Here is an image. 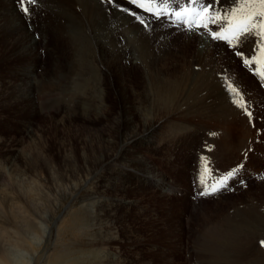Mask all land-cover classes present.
<instances>
[{
	"label": "rangeland",
	"instance_id": "rangeland-1",
	"mask_svg": "<svg viewBox=\"0 0 264 264\" xmlns=\"http://www.w3.org/2000/svg\"><path fill=\"white\" fill-rule=\"evenodd\" d=\"M87 1L37 0L25 16L17 0H0V264H264V111L256 92L264 91V80L251 93L242 77L253 65L246 67L241 58L235 66L227 63L239 48L214 41L204 29L173 27L166 18L155 22L128 0L110 2L119 14L104 10L106 43L78 53L72 39L78 24L71 22L69 31L59 12L91 23L97 7L86 12ZM92 1L94 7L101 3ZM227 2L219 0L217 9ZM122 8L136 11L145 23ZM127 17L138 33L145 29L147 51L128 41L127 27H118ZM201 38L217 47L219 64L199 54ZM31 41L35 53L26 49ZM226 47L227 58H219ZM137 52L145 63L133 62ZM188 68L195 74L208 70L216 91H176L186 86ZM80 77V89L90 92L86 97L73 91ZM228 83L245 99L257 100L247 138L241 125H226ZM174 97L168 115L140 106L157 98L163 107ZM218 101L223 112L207 105ZM103 109L113 112L105 118ZM115 117L123 122L113 127ZM144 121H153L146 135ZM132 131L140 134L126 145ZM202 156L211 169L204 174L209 184L243 167L226 189L202 196Z\"/></svg>",
	"mask_w": 264,
	"mask_h": 264
},
{
	"label": "snow or ice",
	"instance_id": "snow-or-ice-1",
	"mask_svg": "<svg viewBox=\"0 0 264 264\" xmlns=\"http://www.w3.org/2000/svg\"><path fill=\"white\" fill-rule=\"evenodd\" d=\"M36 2L37 0H17V5L19 10L28 16L30 7ZM109 2L114 3L115 0ZM128 3L155 19H169L173 24L183 26L187 30L204 29L213 40L225 41L232 48L238 49L246 40H253V54L250 57L239 50L235 55L242 59L246 67L255 62L259 66L255 72L264 80V0H231L230 7L222 10L216 7L219 0H128ZM121 11L135 17L141 24L145 23L136 11H130L128 8H122ZM226 90L232 98L231 102L247 112L243 94L239 89L228 83ZM247 115L251 117L250 112H247ZM200 159L202 171L199 178V194L202 196L214 195L226 189L228 180L234 178L243 167L241 164L221 177H213L214 182L209 184L204 180V174L211 172L208 158L202 156ZM260 243L264 246V241Z\"/></svg>",
	"mask_w": 264,
	"mask_h": 264
},
{
	"label": "bare ground",
	"instance_id": "bare-ground-1",
	"mask_svg": "<svg viewBox=\"0 0 264 264\" xmlns=\"http://www.w3.org/2000/svg\"><path fill=\"white\" fill-rule=\"evenodd\" d=\"M92 1V0H91ZM98 1H100L101 3H98V6L96 5L95 7L94 6H92L91 5V3L89 2V0L87 1L88 2V4H86L85 6H84V10L86 11V12H93V10L96 8L97 10V12L96 13H94L95 15H92V17H91V20H89L91 23H88V21L86 22V18L85 17H83L84 18V21H82V23H84V25H86L84 28H82V23L81 22H77L76 20H75V18L73 17V16H71V14H69L67 11H61V12H59V14L62 16V17H66L67 18V26H68V28H69V31H70V27H71V22L74 24V26H77V24H78V26L77 27H74L73 28V32H74V37L72 38V39H74L75 41V43H76V45H77V47H78V49H77V51L80 49V51L81 52H83L82 50L84 49H86L87 47L86 46H88V47H95V44H97V43H102V42H104V43H106V41H107V39H108V27H107V25H105L104 24V22H103V17H102V15H103V13H104V10L107 8V7H109L110 6V2H107L108 0H98ZM10 2H11V0H10ZM93 2V1H92ZM6 3V2H5ZM228 4V7H230V5H231V0H229V2H227ZM114 4V3H113ZM105 6V8H103V6ZM117 5H111V7H109V8H111L116 14H119L118 12H117V9L118 8H116V10H115V7H116ZM118 7V6H117ZM227 7V8H228ZM11 8V7H10ZM13 8V7H12ZM11 8V9H12ZM120 9V8H119ZM62 10H64V8L62 9ZM78 11V10H77ZM72 12H74V11H72ZM76 12V11H75ZM91 12V13H92ZM77 13V12H76ZM84 14H85V12H83ZM82 13V14H83ZM90 13V14H91ZM100 13H101V15H100ZM122 13V12H121ZM146 15H148V16H150L148 13H146V12H144ZM78 14H79V11H78ZM83 14V15H84ZM90 14H87V15H90ZM123 15H125V14H123ZM85 16V15H84ZM2 17V16H1ZM78 17H79V15H78ZM81 17V16H80ZM89 17V16H88ZM125 17V16H124ZM150 17H152V16H150ZM82 18V17H81ZM127 18H130V19H127L125 22L122 20V21H118L117 22V25H118V27H122V28H124V27H127V36L129 37V39L130 40H128V41H131V43H135L136 45H138V47L140 48V50H141V52H144V50L146 49L145 47H144V44H143V38H144V35L146 36V32H145V29L144 30H142V33H138V28H136L137 26H136V24H134L133 22H134V20H133V17H127ZM155 22H157V20L155 19L154 20ZM166 21L170 24V25H172L173 27L174 26H177V25H175V24H173L169 19H166ZM87 23L89 24V28H91V29H89V32L91 33L90 35L88 34V31L86 30V28H87ZM18 24H20V23H18ZM134 24V25H133ZM133 25V26H132ZM92 26H94V27H92ZM112 26V25H111ZM139 26V25H138ZM171 26V27H172ZM66 27V26H65ZM129 27V28H128ZM19 29H21V28H19ZM147 29V28H146ZM123 30V29H122ZM193 30H196V31H200V32H203V31H201L200 29H194L193 28ZM148 31H150V30H148ZM19 32V31H18ZM123 31H121V33H122ZM15 33V32H14ZM124 33V32H123ZM204 33H206V32H204ZM102 34V35H101ZM144 34V35H143ZM71 35V34H70ZM123 35V34H122ZM206 35V34H205ZM209 36V35H208ZM207 36V37H208ZM72 37V36H71ZM22 38V37H21ZM126 39H127V37H125ZM187 38V37H186ZM198 38V37H197ZM211 38V37H210ZM71 39V38H70ZM194 39H195V37H194ZM202 40V44H200V45H203V47H201V46H199V49H197L200 53V55H201V53L202 54H204V53H206L207 55H208V58L205 60V62H207V63H209V64H219L220 62V60L216 57V49H217V47L214 45V44H212L211 42H209L208 41V39L206 40V39H204V38H201ZM103 40V41H102ZM28 41V40H27ZM73 41V40H72ZM127 41V42H128ZM146 41V40H145ZM199 41H200V39H199ZM214 41H217L218 43H220V44H223V45H225V46H227V47H229L228 46V44L227 43H223V42H225V41H220V40H214ZM114 42V41H113ZM113 42H111L112 44H113ZM146 42H149V41H146ZM191 40H188V42H187V44H189L190 46H191ZM13 43V42H12ZM17 43H18V41H17ZM145 43V42H144ZM151 43V42H150ZM30 45H26V49L30 52V53H35L34 52V50H35V46H34V43L31 41V43H29ZM193 44V43H192ZM198 44V45H199ZM98 45V44H97ZM109 45V44H108ZM130 45V44H129ZM146 45V44H145ZM185 45V44H184ZM183 45V46H184ZM211 45H214L213 47L211 46ZM22 46V45H21ZM132 46V45H131ZM187 46V45H186ZM24 47H25V45H24ZM72 47V46H71ZM71 47H69V48H71ZM101 47V46H100ZM105 47H106V45H105ZM104 47V48H105ZM112 47V46H111ZM137 47V46H136ZM137 47V48H138ZM146 47L147 48H149V46L148 45H146ZM153 47V46H152ZM189 47V46H188ZM226 47V55L222 52V57H219V58H227V56H228V51H227V48ZM253 47H254V41L253 40H246L245 42H243L240 46H239V49H240V51H242V52H244L245 54H246V56H248V57H250L252 54H253ZM11 48V47H10ZM68 48V49H69ZM75 48V47H74ZM130 48V47H129ZM190 48V47H189ZM23 49V48H22ZM21 49V50H22ZM26 49H24V51H26ZM37 49V48H36ZM119 49V48H118ZM126 49V48H125ZM152 49H154V48H152ZM9 50V49H8ZM73 50V49H72ZM92 50V49H91ZM95 50V49H94ZM121 50V49H120ZM185 50V49H184ZM189 50V49H188ZM68 51H70V50H68ZM86 51V50H85ZM84 51V52H85ZM96 51H98V50H96ZM146 51H147V49H146ZM259 50L257 49V52H258ZM15 52V51H14ZM95 52V51H94ZM154 52V51H153ZM78 53H79V51H78ZM77 53V54H78ZM92 53V52H91ZM135 53V52H134ZM184 53V52H183ZM187 53V52H186ZM13 54V53H12ZM137 54H138V52H137ZM234 54H235V52H234ZM31 55V54H30ZM33 55V54H32ZM80 55V54H79ZM94 55V54H93ZM139 55V54H138ZM212 55H213V57H212ZM25 56V55H24ZM27 56V55H26ZM84 56V55H83ZM95 56V55H94ZM93 56V57H94ZM98 56V55H97ZM140 57L139 58H137V55L136 54H134V59H133V62L135 63V60H138V61H140V62H144L145 63V58H143L144 56H142V55H139ZM142 56V57H141ZM33 57H35V56H33ZM37 57V56H36ZM39 57V56H38ZM145 57H147V56H145ZM182 57V56H181ZM81 58H82V56H81ZM95 58V57H94ZM94 58H93V60H94ZM149 58V57H148ZM150 58H151V56H150ZM154 58V57H153ZM36 59V58H35ZM97 59V58H96ZM240 58L239 57H237L236 55H234L233 56V58L230 60V62H227V63H230L229 65H231V66H235L236 65V63H237V60H239ZM148 60V59H147ZM154 60V59H153ZM104 61V60H103ZM132 61V60H131ZM226 61H227V59H226ZM94 62V61H93ZM99 62V61H98ZM150 62V61H149ZM153 61H151V63H152ZM190 62H192L191 60H190ZM79 63V62H78ZM150 63V64H151ZM98 64V63H97ZM209 64H207V65H209ZM240 64V63H239ZM133 65V64H132ZM146 65H147V63L144 65L143 64V66L144 67H146ZM170 65V64H169ZM187 65V64H186ZM189 65V64H188ZM210 65V66H211ZM243 65V64H242ZM34 66V65H33ZM155 66H157V65H154V67ZM191 66V65H190ZM126 67V66H125ZM135 67V66H134ZM138 67H139V65H138ZM185 67V66H184ZM212 67H214V66H212ZM216 67V66H215ZM241 67V66H240ZM259 66L254 62L253 63V67H247L249 70H247L248 71V73L247 74H243V77L242 78H246V79H248L249 80V83L251 84L250 85V92L251 93H253L256 89H258V88H256L255 86H258L257 85V83H259L262 79L260 78V76L258 75V74H256L255 73V69H257ZM91 68V67H90ZM147 68V67H146ZM84 68L82 67V66H80L79 67V70H83ZM92 69V68H91ZM234 69V68H233ZM232 69V70H233ZM153 70H154V68H153ZM155 70H156V67H155ZM158 71V70H157ZM157 71H156V73H157ZM214 72V71H213ZM154 73V72H153ZM230 73V72H229ZM233 73V72H232ZM246 73V72H245ZM176 74V73H175ZM209 74H211L208 70H205V71H203V73L202 74H195L194 73V71L192 72V71H190V69L188 68V72L186 73V80H187V83H186V86H184L183 88H181L180 86H179V88H177V87H175V88H177V90L176 91H178V89H185V87H190L192 90H190V91H193V92H196V91H199V92H204V91H211V90H214V91H216V89L218 88V87H215L212 83H211V81H210V75ZM100 75V74H99ZM149 75V74H148ZM147 75V76H148ZM161 74H160V72H158L157 73V75H155V76H160ZM164 75V74H163ZM255 75L256 76H259V78H257V77H255ZM82 76V75H81ZM97 76V75H96ZM146 76V77H147ZM154 76V77H155ZM231 76L233 77V75L231 74ZM231 76L229 75V77L231 78ZM99 77V76H98ZM101 77V76H100ZM150 77L151 76H149V79H150ZM165 77V76H164ZM74 78V77H73ZM72 78V79H73ZM86 78V77H85ZM101 78H103V77H101ZM101 78H100V81H101ZM151 78H153V76L151 77ZM184 78H185V75L181 78V80L183 81L184 80ZM203 78H205V80L203 79ZM160 79V78H159ZM79 80V79H78ZM82 77H80V81H81V84L79 85L78 83L77 84H75L74 83V87H73V91L76 93L81 87H82ZM163 80V79H162ZM231 80V79H230ZM229 80V81H230ZM228 81V80H227ZM84 82H86V81H84ZM90 82H91V80H90ZM164 82V81H163ZM178 82H180L179 80H178ZM184 82V81H183ZM191 82V83H190ZM89 83V82H88ZM148 83V85H147V88H148V86L150 87V89H152L153 88V90L155 89L153 86H154V81H153V86H150V82H147ZM181 83V82H180ZM190 83V84H189ZM209 83H211L212 84V86H211V84H209ZM233 83H235L236 85H239V87L241 88V85H240V83L239 82H237L236 80H233ZM68 84V83H67ZM71 84V83H70ZM85 84H87V82L85 83ZM158 84V86H159V83H156V85ZM161 84H162V82H161ZM185 84V83H184ZM189 84V85H188ZM234 84V85H235ZM66 85V84H65ZM97 85V84H96ZM102 85V84H101ZM106 85V84H105ZM168 85V84H167ZM178 85V84H177ZM223 85V84H222ZM255 85V86H254ZM61 86V85H60ZM67 86V85H66ZM84 86V85H83ZM89 86V84L87 85V86H85L86 88H89L88 87ZM95 86V85H94ZM104 86V85H103ZM224 86V85H223ZM54 87V86H53ZM56 87V86H55ZM71 87V86H70ZM161 88H162V86H160ZM160 87H158V88H160ZM236 87H238V86H236ZM83 88V87H82ZM227 88V87H226ZM54 89V88H53ZM52 89V90H53ZM157 89V88H156ZM189 89V88H188ZM55 90H60V91H62L63 90V88L61 89H59V88H57V89H55ZM67 90V89H66ZM175 90V89H174ZM182 90V91H183ZM152 91V90H151ZM150 91V92H151ZM185 91V90H184ZM80 92H82V94L80 93ZM80 96H84V97H86V95H88V93H90L89 91H87L86 89H85V91H83V89H80ZM144 92H146V91H144ZM154 92V91H153ZM174 92V91H173ZM188 92V91H187ZM245 92V91H244ZM260 96H261V100H263V101H261L260 103H259V105H258V107L259 108H262L263 107V109H260L259 111H264V91H262V90H260L259 89V92L258 91H256ZM147 93V92H146ZM156 93V92H155ZM154 93V94H155ZM158 93H161V92H158ZM185 93V92H184ZM251 93H249V94H251ZM110 94V93H109ZM152 94V93H151ZM186 94V93H185ZM212 94V93H211ZM148 95H149V93H148ZM156 95V94H155ZM178 95H180L179 94V92H178ZM158 96V95H157ZM175 96V95H174ZM185 96L186 95H184V98H185ZM187 96H189L190 98H191V96H190V94L189 95H187ZM186 96V97H187ZM194 96H195V93H194ZM226 96H230L229 95V92H226ZM67 97V96H66ZM103 97H105V96H103ZM151 97V96H150ZM155 97V96H154ZM171 97V96H170ZM175 97H177V95L175 96ZM174 97V98H175ZM178 97H180V96H178ZM197 97V96H196ZM252 97V96H251ZM102 98V97H101ZM149 98V97H148ZM161 98H162V96H161ZM189 98V99H190ZM244 98V97H243ZM252 98H254V97H252ZM76 99V98H75ZM157 99V98H156ZM156 99H149L147 102L149 103L148 104V106H147V104H146V102H141V104H140V106L141 107H144V105H145V111L146 112H148V113H150V114H153V111H158V110H164L165 112H166V115H168L167 113H169L168 111L170 110L169 108L171 107V106H173L175 103H177L176 102V98L175 99H173L172 100V102L170 103V102H165L164 104H163V107L160 105V104H157L156 102H155V100ZM188 99V101H186L187 103L190 101ZM104 100H106V98L104 99ZM178 100H181V99H178ZM177 100V101H178ZM186 100V99H185ZM196 100V99H195ZM223 101V100H222ZM89 102H91V101H89V100H87V103H89ZM163 102V101H162ZM179 102H182V101H179ZM186 102H185V104H186ZM244 102H247V112H250L251 113V117H249L248 115H247V112H245L244 110H242V109H240V108H238L236 105H234L232 102H231V99H229V98H226V125H241L242 127H241V134H244L245 135V138H247V137H249L250 136V134H251V131H249L248 129H246V128H249V124H250V120H252V115L255 113V111H257L258 109H257V100L255 101V100H250V99H245L244 98ZM195 103V102H194ZM73 104V103H72ZM100 104H104V102H103V100L101 101V103ZM104 105H106V104H104ZM191 106L192 104L191 103H189L188 105H187V107L188 106ZM195 105V104H194ZM193 105V106H194ZM205 106H210V105H212V107H210L211 109H217V111L219 110V111H224L223 109V106H224V104H223V102H217V104H216V102H215V104H204ZM102 106V105H101ZM139 106V107H140ZM181 106V105H180ZM88 107H90V106H88ZM94 106H92V108H93ZM104 106H102V108H103ZM107 107V106H106ZM192 107V106H191ZM190 107V108H191ZM109 108V107H108ZM147 108H149V110L147 109ZM178 108H180V107H178ZM178 108H176V109H178ZM189 108V107H188ZM194 108V107H193ZM192 108V109H193ZM209 108V107H208ZM143 108H140L139 110H142ZM180 109H182V108H180ZM179 110V109H178ZM194 110V109H193ZM103 111L106 113V115L104 116L105 118H107L113 111H111L110 109L109 110H105V109H103ZM144 111V112H145ZM182 111H183V109H182ZM202 111H204V110H202ZM171 112V111H170ZM178 112V111H177ZM207 112V111H206ZM209 112V111H208ZM207 112V113H208ZM156 113H158V112H156ZM160 113V112H159ZM191 114H193V113H191ZM197 114V113H196ZM161 115V114H160ZM188 115H190V114H188ZM188 115H186V116H188ZM223 115V114H222ZM191 116V115H190ZM211 118V117H210ZM151 119V118H150ZM155 119V118H154ZM157 119V118H156ZM185 119V118H184ZM152 120V119H151ZM160 120H162V119H159L158 120V122H160ZM122 123L123 122V120L120 118V117H115L114 118V120H113V127L114 126H117L118 125V123ZM61 123H63V122H61ZM152 123H153V121H144L143 122V124H142V127L144 128V132H145V135L150 131V132H152V130H150L151 129V127H152ZM155 123V122H154ZM157 123V122H156ZM111 124V125H112ZM110 125V126H111ZM154 125V124H153ZM251 126V125H250ZM154 128H155V126H153ZM157 127V126H156ZM177 127V126H176ZM179 127V126H178ZM150 128V129H149ZM179 129H180V127H179ZM187 133V132H186ZM138 134H140V133H137V132H131L130 133V135H128V137L126 136L125 137V144L126 145H131L132 143H133V141L135 140V136H137ZM241 138H242V136H241ZM245 140V139H244ZM228 141V140H227ZM248 142V141H247ZM243 143V142H242ZM240 144V143H239ZM238 152V151H237ZM116 157H118V155H116ZM115 157V158H116ZM120 159V158H119ZM108 166V165H107ZM3 255V254H2ZM1 258V257H0Z\"/></svg>",
	"mask_w": 264,
	"mask_h": 264
}]
</instances>
